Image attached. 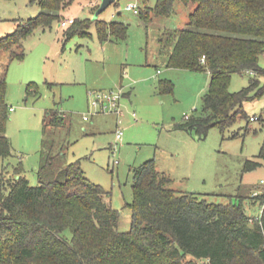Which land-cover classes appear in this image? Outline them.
I'll return each instance as SVG.
<instances>
[{
  "label": "rangeland",
  "instance_id": "1",
  "mask_svg": "<svg viewBox=\"0 0 264 264\" xmlns=\"http://www.w3.org/2000/svg\"><path fill=\"white\" fill-rule=\"evenodd\" d=\"M157 1L114 0L97 15L102 0H72L60 20L22 34V59L0 51L14 153L0 157V177L14 174L22 161L23 174L37 185L41 149L47 148L65 162L80 159L87 176L109 190L113 206L129 213L135 168L155 159L173 178L172 187L218 203L244 197L247 212L258 216L264 201L254 202L252 195L264 193V158L258 156L264 143V94L245 100L241 114L225 128L213 126L203 135L177 127L187 116L203 113L211 73L168 66L159 39L168 29L186 28L195 4L175 0L171 14L152 13L145 20L142 11ZM133 3L137 11L127 8ZM43 10L39 0H0V37ZM71 17L88 33L67 35L68 25L60 22ZM95 19L126 23L127 36L109 33L101 40ZM260 63L264 66V53ZM260 79L264 83L263 75ZM249 81V74L234 73L230 90ZM112 90L122 93L121 113L91 106L94 91ZM255 114L258 119H251ZM248 158L261 165L244 169Z\"/></svg>",
  "mask_w": 264,
  "mask_h": 264
},
{
  "label": "trees",
  "instance_id": "2",
  "mask_svg": "<svg viewBox=\"0 0 264 264\" xmlns=\"http://www.w3.org/2000/svg\"><path fill=\"white\" fill-rule=\"evenodd\" d=\"M71 1L39 0L44 10L0 37V51L22 59V34L60 20ZM183 1L195 4L188 26L168 29L159 40L168 66L210 70L203 113L176 125L205 135L213 126L230 125L245 100L264 94V0ZM174 2L158 0L142 11L143 18L171 14ZM95 20L101 40L109 33L127 36L126 23ZM81 22L74 19L65 33H88ZM234 73L249 74V84L230 90ZM7 86L6 72L0 73L2 158L14 154L7 134ZM258 156L264 158V143ZM259 165L248 158L244 169ZM23 171L20 161L14 174L0 177V264H264V207L253 216L244 197L218 203L196 191L178 190L155 159L135 168L129 213L113 206L109 190L87 176L80 159L65 162L43 148L39 183L32 185ZM252 197L264 201V193Z\"/></svg>",
  "mask_w": 264,
  "mask_h": 264
},
{
  "label": "built area",
  "instance_id": "3",
  "mask_svg": "<svg viewBox=\"0 0 264 264\" xmlns=\"http://www.w3.org/2000/svg\"><path fill=\"white\" fill-rule=\"evenodd\" d=\"M128 9H135L136 11L138 10V5L136 3L129 4L127 6ZM74 20V17L68 18L66 20H63L60 22L61 25L67 26L70 22ZM205 56H203L204 60ZM122 93L117 92V91H94V97H92L90 104L94 108L102 109V110H107L110 109L111 111H114L116 113H121L120 110V99H121ZM189 117V116H187ZM258 115H251V119H258ZM85 118L87 116L85 115ZM123 136V129L119 126L118 129L116 130V137L118 140H121ZM264 183V179L262 180ZM263 208V207H262Z\"/></svg>",
  "mask_w": 264,
  "mask_h": 264
},
{
  "label": "water",
  "instance_id": "4",
  "mask_svg": "<svg viewBox=\"0 0 264 264\" xmlns=\"http://www.w3.org/2000/svg\"><path fill=\"white\" fill-rule=\"evenodd\" d=\"M114 0H102L100 6L97 8L96 14L98 15L100 12H102L110 3H112ZM96 15V16H97Z\"/></svg>",
  "mask_w": 264,
  "mask_h": 264
},
{
  "label": "crops",
  "instance_id": "5",
  "mask_svg": "<svg viewBox=\"0 0 264 264\" xmlns=\"http://www.w3.org/2000/svg\"><path fill=\"white\" fill-rule=\"evenodd\" d=\"M158 71H160V70H158Z\"/></svg>",
  "mask_w": 264,
  "mask_h": 264
}]
</instances>
